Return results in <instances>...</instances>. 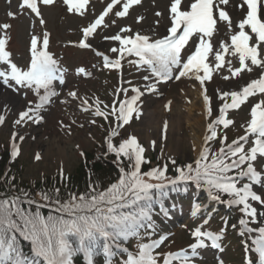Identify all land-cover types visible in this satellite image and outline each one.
Returning a JSON list of instances; mask_svg holds the SVG:
<instances>
[{
    "label": "snow or ice",
    "instance_id": "6c2138e0",
    "mask_svg": "<svg viewBox=\"0 0 264 264\" xmlns=\"http://www.w3.org/2000/svg\"><path fill=\"white\" fill-rule=\"evenodd\" d=\"M54 2L55 0H39V4L44 6L52 5ZM63 2L68 5L69 12L75 11L80 15L84 14L89 4V0ZM228 2L229 0H218L216 4L218 17H214V0H188V3L183 5L182 0H171L169 35L151 40L148 35L138 32L132 34L130 27H124L119 33L103 38L119 42V47L110 49L112 53L118 54V58L110 59L99 51L96 53L103 56L105 68L117 69L121 67L123 58L135 56L138 59L130 60L129 63L138 67L146 66L157 78V82L171 79L172 69L176 67L180 71L175 79L179 80L191 74L203 86L206 80L212 78L210 55H214L217 70L224 67L227 54L238 56L239 67L233 69L231 61H228V71L232 77H237L245 71L252 73L253 67L260 69L259 78L252 79L242 90L225 91L220 95V99L225 102L219 109V117L208 125L209 135L204 137L205 143L217 138V125H223L226 129L234 123L231 119L225 118L229 109H239L249 97L257 94L264 97V0H242L238 7L246 6V9L244 18L237 25L239 31L230 36V45L221 40L218 48L214 50L212 38L214 33L219 32L218 21L227 22L228 31L233 30V22L229 15L219 8L220 4L226 5ZM140 3L141 0H111L98 18L82 29L83 39L79 42V47L85 49L92 47L87 42L88 38L104 24L105 17L113 12L116 5L122 4V10H116L114 15L123 18L129 14L130 8ZM19 8L21 11L25 8L30 10L36 17L42 15L38 0H22ZM7 15L15 18L17 13L8 12ZM156 15L160 16L161 13L157 12ZM142 19L143 17H138L137 22ZM40 23H44L43 19ZM112 23L115 24V20ZM10 27L11 25L7 23L0 25V29L5 31ZM181 28L182 34L177 36ZM246 28L250 31H246ZM193 37L198 39V44L186 58V62L182 63V50ZM7 43L8 37L0 36V83L12 88L13 91H19L21 88L30 89L39 101L34 107L30 102V106L19 113L15 124L23 125L29 121L40 123L43 119L40 115L41 110L50 103L52 97L59 95L52 87L53 81L57 79L55 75L57 62L47 51L48 35H44L42 48H38L35 36L31 39V61L27 70L21 69L11 61L10 53L6 50ZM223 78L228 80L229 76ZM60 82H64L62 77ZM155 90L154 84L148 86L149 92ZM127 91L121 88L118 93L126 95ZM132 91L136 95L131 99L119 101L118 107L114 102L108 112L102 111L100 101L96 100L94 115L105 120L114 117L118 127L129 124L133 114L139 119L142 113L136 107V103L141 93L137 88H132ZM68 96L73 100L78 99L75 91H70ZM229 96L230 103L227 102ZM203 98L208 114L211 115L210 98L206 94ZM83 104L88 105V101L83 100ZM89 108L90 106L85 107L84 110L88 111ZM250 116L246 135L226 146L224 142L227 137H223L220 141L222 146L217 152H211L207 146H202L195 166L189 164L185 168L177 167L176 178H169L166 175L167 165L142 172V165L148 163L144 157V147L135 136L123 140L118 146L114 145L112 137L118 135V132L113 130L106 141L107 153L115 155L120 176L118 182L111 184L107 189L101 191L98 184H90L87 193H70L67 201L59 198V188L54 189L52 195L41 191V200L45 203L37 202L27 191L11 197L0 196V264H72V258L77 253L84 254L87 264H94L93 256L99 250L102 249L103 254L109 257L113 245L118 247V241L122 238L136 236L145 222L152 232L155 231L149 210L142 206V202L151 200L154 190L161 191L169 184L189 182L198 188H204L211 200L227 203L229 207H239L243 214L238 224L239 234L245 237L244 264H264V192L258 193L254 190V186L264 189V175L255 167L258 158H264V99L251 107ZM4 120L5 117L0 115V125ZM166 130L165 123V133ZM249 136L255 138L252 140L253 146L246 151L240 142L247 143ZM16 139L17 134L13 133L10 154L13 160L19 155ZM19 139L22 141L24 138L21 136ZM152 144L154 146L155 141ZM40 158L38 154L35 157L36 160ZM171 162L176 163L175 160ZM245 180L247 182L242 183V186H237ZM222 195H226L228 199L223 200ZM250 201L255 202L257 206H253ZM25 204L29 207H24ZM32 205H35V208H32ZM43 207H49L56 215H42L40 209ZM199 212L200 206H196L195 213ZM232 227L236 228L237 225ZM192 236L195 242L189 246V250L177 252L154 254V250L159 249L167 237L150 243H141L138 255L128 254L125 264H174V262L193 264L199 255L198 250L208 247L206 241L211 242V248L223 251L219 243L222 233L213 234L197 227ZM19 238L30 243V256L24 255ZM124 251L126 252V249ZM219 264H224V261L220 259Z\"/></svg>",
    "mask_w": 264,
    "mask_h": 264
},
{
    "label": "rangeland",
    "instance_id": "374dc122",
    "mask_svg": "<svg viewBox=\"0 0 264 264\" xmlns=\"http://www.w3.org/2000/svg\"><path fill=\"white\" fill-rule=\"evenodd\" d=\"M229 11L232 13L233 11L236 12V9H238L237 0H229ZM96 11L98 12L99 8H101V5L96 7ZM8 10V7L3 6L2 2H0V25L3 23L8 24V18L5 19L3 16L6 14ZM13 11H15V7L13 8ZM60 11L59 8H54L49 13L47 12V17L51 20L48 24V29L51 33H53V36L55 39H63V34L66 30H71L74 22L72 17H65L63 14L59 16L58 13ZM167 11H168V0H146V2L141 6L133 16V19L131 20L132 25L135 24V20L137 17H143V20L139 25L135 26L136 32H144L150 36L158 37L164 33V28L167 26ZM160 12L161 15L157 16L156 13ZM48 21V19H47ZM11 25V28H13L11 32H13V42L11 44V49L14 52V60L17 62L23 61L26 59V37L28 34V30L25 26H23V21L16 22L12 21L9 23ZM23 27V29L21 28ZM156 27V28H155ZM119 33V26L117 25L113 29H103L100 32V37H108L112 34ZM4 35H10V29H8V32H3L2 29H0V36ZM218 48V45L214 46V49ZM140 76H143V72H140ZM223 75L215 76V78L220 80V83L218 85H213V88H211L210 93L212 96L218 91H221L222 89L218 90L219 88H222L221 85L224 84L222 82L221 78ZM223 80H225L223 78ZM247 80L242 81L241 85L246 83ZM223 83V84H222ZM232 83V82H229ZM234 84V83H232ZM239 86V85H236ZM179 88V86H177ZM181 88V87H180ZM233 88V87H231ZM218 90V91H216ZM177 91L174 87H171L167 92H175ZM223 91V90H222ZM177 95V94H176ZM174 102L173 107L170 113H172L173 116H180L183 118V121L181 119V130L176 134L174 133L171 137H169V140L167 144L164 146V149H162V156L165 155L167 152H169V147H172L174 149L176 146H178V153L172 156L175 161L183 162V163H190L195 155V149H193V133L191 130L187 129L188 125L184 124V118L188 115V110H192L190 113L191 116L194 115V106L193 104H188L187 99L182 98V96H174L172 95ZM13 101L18 104L20 101L18 98H13ZM157 101L150 100L147 104L146 111L149 114L152 110L156 111L158 115L162 114V106L161 104H156ZM54 115L52 114L50 116ZM169 115V114H168ZM241 117L245 116V114H241ZM146 120V119H145ZM139 124L138 126H135L131 129H128L126 133L136 134L142 142L145 141L144 135L145 128L144 121ZM66 120L64 115H57L55 114L52 118H49L47 121V124L44 128L37 129L33 132L34 138H29L25 143L22 145V159L20 160L19 164L17 166H21L22 169L18 171L19 177L22 180H36L42 176H51L55 175L56 172L59 170L60 167H62L64 173L71 174L73 173L77 167L80 165V159H79V151H84L86 149L90 150V145L93 144V140L90 137L93 135V131L88 132H77L75 134V137L69 140H64L60 131L62 129V125H65ZM59 130V132L57 131ZM241 130L239 127L235 129L234 132H237ZM152 137L156 138V133H151ZM178 138V143H174V138ZM72 144L76 148L73 149V147H69L68 145ZM56 147H62L66 149L68 152V158L62 159L58 152ZM161 149V148H160ZM38 152L40 154V160L35 161L34 153ZM165 153V154H164ZM182 236L185 234H181Z\"/></svg>",
    "mask_w": 264,
    "mask_h": 264
},
{
    "label": "bare ground",
    "instance_id": "6f19581e",
    "mask_svg": "<svg viewBox=\"0 0 264 264\" xmlns=\"http://www.w3.org/2000/svg\"><path fill=\"white\" fill-rule=\"evenodd\" d=\"M224 88V87H223ZM0 98L3 99L6 97L3 96L2 93H0ZM167 99H170L169 95H167ZM162 102L164 103V101L162 100ZM199 106V105H198ZM194 109L195 106H194ZM197 110V109H196ZM200 112H201V109H200ZM191 113V110H189L188 112V115L184 118V124H187L189 127L187 129L191 130V132L193 133V137H192V140L195 144V146H198L199 143L201 142V135L203 133V130H204V127H205V124L203 122V117L200 116V117H192L190 115ZM156 116H157V119H156ZM163 115H158L155 111H152L148 117L146 118L145 120V125H146V133L143 134L144 135V139L145 140H148L149 139V133L150 131H152V133H160V129H161V122H159L158 118L160 119ZM181 119L183 121V118L180 117V116H176V117H173L172 113L170 115V125H169V137H171L174 133H178L182 126H181ZM179 134V133H178ZM174 143L177 144L178 143V138L175 137L174 138ZM71 148L73 147V145L69 144L68 145V148ZM57 149V152L59 154V156L62 158V159H67L68 158V152L66 151V149L62 148V147H56ZM169 153L171 155H176L178 153V146H176L174 149H172V147H169Z\"/></svg>",
    "mask_w": 264,
    "mask_h": 264
},
{
    "label": "trees",
    "instance_id": "16d2710c",
    "mask_svg": "<svg viewBox=\"0 0 264 264\" xmlns=\"http://www.w3.org/2000/svg\"><path fill=\"white\" fill-rule=\"evenodd\" d=\"M93 181H95L94 184L101 185L102 175H101L100 171H94L93 172ZM14 185L17 186V183H14ZM84 186H85V175L83 172V167L80 166L77 169V171L73 174V176L71 177V179L69 181V186H67V188H65V186L60 188L59 197H65L68 192L79 193L83 190ZM47 187H48L47 183H45L43 185L42 184L34 185L33 187H30V188L40 189V188H47ZM22 188H25V186L22 185ZM3 190H4V186L0 187V191H3ZM53 192L54 191H50L47 193L49 195H52Z\"/></svg>",
    "mask_w": 264,
    "mask_h": 264
}]
</instances>
